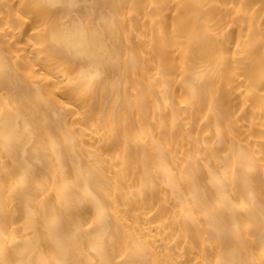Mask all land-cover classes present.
<instances>
[{
    "label": "bare ground",
    "instance_id": "6f19581e",
    "mask_svg": "<svg viewBox=\"0 0 264 264\" xmlns=\"http://www.w3.org/2000/svg\"><path fill=\"white\" fill-rule=\"evenodd\" d=\"M0 264H264V0H0Z\"/></svg>",
    "mask_w": 264,
    "mask_h": 264
},
{
    "label": "rangeland",
    "instance_id": "374dc122",
    "mask_svg": "<svg viewBox=\"0 0 264 264\" xmlns=\"http://www.w3.org/2000/svg\"><path fill=\"white\" fill-rule=\"evenodd\" d=\"M114 64H115V63H114ZM117 65H118V63H117V64H115V66H116V67H115L114 69H116V68L118 67ZM113 66H114V65H113Z\"/></svg>",
    "mask_w": 264,
    "mask_h": 264
}]
</instances>
